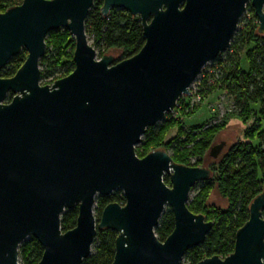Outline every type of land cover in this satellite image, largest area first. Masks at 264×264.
I'll return each mask as SVG.
<instances>
[{
    "label": "water",
    "instance_id": "95a60500",
    "mask_svg": "<svg viewBox=\"0 0 264 264\" xmlns=\"http://www.w3.org/2000/svg\"><path fill=\"white\" fill-rule=\"evenodd\" d=\"M96 1L104 18L125 10L140 19L145 44L137 55L97 59L85 28ZM249 6L264 35V0H23L0 13V72L27 52L14 77L0 78V264H20L30 238L44 250L39 264H83L97 230L118 235L113 264H181L205 244L214 223L188 204L211 171L178 165L164 150L141 159L136 147L230 49ZM61 29L74 39L75 69L42 86L46 39ZM225 147L209 156L217 160ZM115 192L125 205L109 204L98 221L97 199ZM75 208L76 226L63 233L62 215ZM166 208L175 228L160 242L155 229ZM198 264H264V191L234 252Z\"/></svg>",
    "mask_w": 264,
    "mask_h": 264
},
{
    "label": "trees",
    "instance_id": "16d2710c",
    "mask_svg": "<svg viewBox=\"0 0 264 264\" xmlns=\"http://www.w3.org/2000/svg\"><path fill=\"white\" fill-rule=\"evenodd\" d=\"M23 0H0V13L22 4ZM102 1H96L87 17L85 28L93 48L101 59L111 51L121 52V62L137 55L145 44L142 24L138 17L125 10H113L107 18L101 15ZM248 9L254 13L249 6ZM256 21V23L254 22ZM258 20L241 21L239 29L227 51V58L222 55L202 72L200 95L209 96L214 91H223L235 102V109L226 113L218 121L217 115L212 118L214 124H204L185 129L178 123L164 121L156 129L150 128L143 137L137 154H150L152 151L164 150L170 153L174 163L187 167H200L206 162L211 148L219 135L233 122L252 123L244 133L243 141L237 142L225 154L220 156L210 168L211 179L199 184L196 196L189 202L188 209L195 215H204L214 227L204 245L190 250L185 257L191 264L212 258H227L234 252L235 236L239 229L249 220V208L255 198L264 190V35L258 33ZM74 40L64 29L52 32L46 39V53L40 62L41 81L65 78L75 69L73 52ZM244 55L248 61V70L241 66ZM27 58L23 51L13 58L8 66L0 72V78L9 79L15 76ZM259 107V111L256 110ZM177 127L178 134L170 142L165 136L170 128ZM151 151V152H150ZM194 161V163H193ZM170 185L168 177L164 179ZM228 201L224 210L211 209L212 216L206 215L208 201L214 188ZM125 205L121 193L109 198L97 199L96 214L98 221L109 204ZM78 208L67 210L61 218L62 232L66 233L76 226ZM175 222L173 213L168 210L163 214L155 234L160 242H165L173 233ZM117 233L97 230L92 255L83 264H113ZM43 248L34 238H30L19 249L20 264H39Z\"/></svg>",
    "mask_w": 264,
    "mask_h": 264
},
{
    "label": "rangeland",
    "instance_id": "374dc122",
    "mask_svg": "<svg viewBox=\"0 0 264 264\" xmlns=\"http://www.w3.org/2000/svg\"><path fill=\"white\" fill-rule=\"evenodd\" d=\"M254 16L255 14L252 13L249 9H247V12L244 15L243 19L245 22L253 21ZM254 22L256 23V21ZM242 27H243V24L241 25L240 23L238 30L241 29ZM88 40H89L90 45L93 47V40H90L89 38ZM74 50H75V42H74ZM74 50H71L70 48L68 49L67 52L71 54L72 52L74 53ZM110 53H113L116 59L120 58L121 56V52L119 51H111ZM226 58H227V52L222 54V59L225 60ZM240 58H241V66L243 67V69L248 70L249 65H248V61L246 57L243 55ZM97 59L99 60L98 56H97ZM210 66L211 64L208 66V73H209ZM201 78L202 77H200L195 82L193 87L190 89V95L187 97H182L178 101L175 111L166 116V119H165L166 121L171 122V123H176V124L178 123L179 125H182V127H184L185 129H188L191 127L193 128V127L201 126L204 124L217 123V121L212 120L213 117L217 115L218 121H220L226 113H229L230 111L235 109L236 107L235 102L230 96L226 95V93L223 91L216 90L213 93H211L209 96L205 97V99H203V96L200 95ZM59 79H62V78L44 80V81H41V85L42 86H46V85L52 86L54 82H56ZM256 110L259 111V107H256ZM162 125H163V122L159 123L156 126V129H159ZM251 126H252L251 122L247 124H243L240 122H233L225 131H223L219 135L214 146H217L221 144L222 142H226V147L221 154L223 156L225 152L228 151V149H230L233 145H235L237 142L243 141L244 133L248 129H250ZM177 134H178L177 127L170 128L167 135L165 136L164 141L166 143L170 142L173 138L177 136ZM140 146L141 144L136 147V154ZM152 152H155V151H152ZM147 155L148 154H144L140 156L137 154V156L141 159L146 157ZM214 162L215 160L212 159L208 155L206 162L204 163L203 166H200V167L210 168ZM197 190H198L197 188L194 189L190 200H192L196 196ZM261 190H264V184L262 185ZM117 193H121V195H123L122 192H115V194ZM227 207H228V201L221 195L217 187L214 188L211 192V195L208 201V208L210 210L207 211L206 215H208V217L212 216L213 213H211L212 212L211 209L224 210ZM96 208H97V203H96L94 212H95L96 218L98 219L97 214H96ZM168 210L170 209L166 208L165 213ZM181 264H191L190 259L188 257H185Z\"/></svg>",
    "mask_w": 264,
    "mask_h": 264
}]
</instances>
